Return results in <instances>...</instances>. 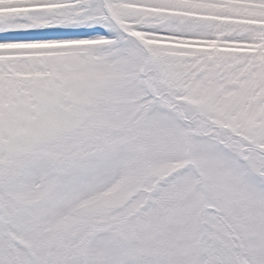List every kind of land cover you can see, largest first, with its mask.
Returning <instances> with one entry per match:
<instances>
[{"label":"snow or ice","instance_id":"6c2138e0","mask_svg":"<svg viewBox=\"0 0 264 264\" xmlns=\"http://www.w3.org/2000/svg\"><path fill=\"white\" fill-rule=\"evenodd\" d=\"M0 264H264V0H0Z\"/></svg>","mask_w":264,"mask_h":264}]
</instances>
